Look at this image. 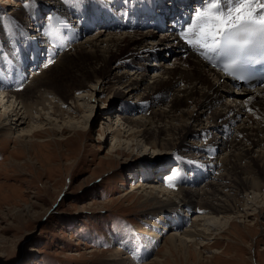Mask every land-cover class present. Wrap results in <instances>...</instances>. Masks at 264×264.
<instances>
[{
	"label": "rangeland",
	"instance_id": "rangeland-1",
	"mask_svg": "<svg viewBox=\"0 0 264 264\" xmlns=\"http://www.w3.org/2000/svg\"><path fill=\"white\" fill-rule=\"evenodd\" d=\"M82 1L0 0V77L7 73L8 59L15 60L16 66L20 60L26 65L30 62L27 59L45 52L43 56L46 58H42L43 62L38 66L23 65L27 76L14 80L16 90L23 88L24 93L29 92V84L41 80L47 82L48 78H52L51 85L61 90L65 82L76 80L72 73L77 76L80 73L75 68L59 69L58 62L64 52L73 53L78 41L67 46L62 55L60 52L57 55L55 50L62 45L50 42L52 35L47 32L53 23L75 19L73 4ZM85 7L80 6V9ZM73 26L72 30L77 32L83 28L75 22ZM97 30L100 28L88 35ZM86 36L79 41H84ZM71 38L65 40H73ZM53 44L57 46L55 49ZM36 45L42 47L37 49ZM161 53L165 58H150L146 62L151 67L146 73V82L152 81V69L158 67L161 58L167 60L169 66L173 65L172 54L167 56L163 50ZM37 56L33 59L38 61ZM14 70L16 72L17 68ZM103 81L96 77L87 79L84 86L75 90L67 92L63 89V95L45 89L43 104H34L29 115L23 114L25 123L20 125V121L10 116V108L5 109L10 102L5 106L4 101L0 103L3 123L12 132L7 136L0 131V264H131L136 257L137 264H264V157L262 167L247 158L239 161L245 170H238L240 177H254L256 189H237L234 170L228 173L229 167L218 165L212 159V150L203 149L209 142L211 145L215 143L213 151L217 149L213 153L220 162L231 150V147L226 149L228 151L221 150V132L209 128L220 125V121L211 120L213 124L209 125V119L205 118L210 115L202 114L205 118L200 117L201 124L198 122V128H195L197 131L190 136L186 146L177 150L163 142L152 144V140H145L137 134L129 135L128 127L120 124L124 116L137 117L142 111L139 107V110L131 108L129 111L128 107L122 114V107L128 102L120 103L114 99V92H101ZM2 88L6 95V90L12 87ZM228 89L235 91L232 87ZM120 90L123 92L124 89L121 87ZM13 94L7 93L9 101L14 100ZM129 99L132 103L137 101L131 96ZM51 104L64 114L54 113ZM75 104L81 106L80 112L72 109ZM4 113L6 115H2ZM30 117L37 121L34 123ZM241 118L238 126L239 122L245 121L244 117ZM39 122L41 124L36 126ZM199 126L206 127V136L202 135ZM43 127L46 132L35 136H30V131H22ZM110 130H119V136ZM237 131L234 133L239 134ZM177 162L183 164L185 174L196 162L207 171V178L189 184L185 174L180 176L177 173L182 180L175 181V188H169L165 179L173 173ZM161 180L170 192V201L178 206L173 207L181 216L178 220L172 218L165 225L164 234L154 239L157 242L146 245V236H139L135 229H149L148 222L154 220L153 207L164 198L158 187ZM212 182L221 191L219 197L228 195L230 198L234 194L239 210L235 208L216 214L199 208L187 211L182 207L177 194L180 185L200 191L207 189ZM149 185L155 187L152 193L155 198L142 201L140 191ZM194 219H200L196 220L199 223L196 227L207 234V239L199 237L193 240L195 244L187 242L190 257L185 259L178 250L166 247L164 243L170 233L191 230L193 227H189L188 220L192 222ZM178 222L183 224L178 227ZM138 246H144L142 256L137 254ZM194 249L201 254L200 259ZM113 252L119 255L108 256Z\"/></svg>",
	"mask_w": 264,
	"mask_h": 264
},
{
	"label": "bare ground",
	"instance_id": "bare-ground-1",
	"mask_svg": "<svg viewBox=\"0 0 264 264\" xmlns=\"http://www.w3.org/2000/svg\"><path fill=\"white\" fill-rule=\"evenodd\" d=\"M88 1H92V13L86 11ZM175 1L177 5L173 7V10H176L173 20L177 17L176 19L178 22L172 24V27L171 25L166 26L163 24L165 12L169 8L168 5L171 4L170 0H84L82 3L77 2L73 4L75 9V24L82 25L83 28L78 29L77 32L74 31L75 29H71V27L75 28L71 22H59L56 28L53 23L52 29H49L47 34L52 35V38H49L50 42H59L58 44L62 45L61 47L58 46L59 48L55 50L57 55L59 52L61 53L60 55H62L63 50L66 49L67 46H70L71 43L75 44V42L78 41V47L73 53L64 52L58 64L59 69L67 68L71 70L75 68V71L79 72L80 75L77 76L74 75L76 73H72V75L76 77V80L65 82V86H63L61 90L51 85L52 78H48L47 82L41 80L40 82L34 81L32 84H29L31 90L24 93L25 91L23 88L20 90L14 88L16 84L14 80L24 75V77L27 76L24 67L29 63L25 65L23 60H20L21 62L16 66L17 63H15V60L8 59L5 65L7 73L4 74V77H0V103L4 101L3 105L5 106L10 102L6 105L5 109L10 108V116H14L16 121H20L18 124L20 125L25 123L23 114L29 115L28 112H31L34 104H43L45 100L43 95L47 92L45 89L62 94L61 92L63 89L69 92L84 86L87 79L89 80L96 77L100 80V78H102L104 81L103 84L100 85V88H102L101 92H114V99L117 98V101L120 103L125 101L128 102V105L122 107V114L125 113V109L128 107L129 111L131 108L138 110L140 108L142 111L137 117L124 116V120L122 119L123 122L120 124H125V126L128 127L126 131L129 132V135L137 134V136H142L145 140H152V144L156 141L159 143L163 142L165 146L177 150L178 148L186 146L190 136L197 131V129H195L197 127L196 124L199 122L200 117H203L202 114L210 115L207 118L203 117L206 120L209 119V125L212 123L211 120L214 122L216 120L220 121V125L216 126L214 123L215 125L209 128H213V131H218L217 133L221 132V150L225 151L231 147L229 153L222 157L223 160L220 162L219 158L215 156L216 154L213 153L217 149L213 151L216 145L215 143L211 145L209 142L205 147H201L206 151L212 150V159L217 161L218 165L223 164V166L229 167L228 173L231 174L234 170L237 189L249 187L256 189L254 187L256 183L254 177L251 179L241 178L240 176L242 175L238 170L244 168V166L239 164L241 163L239 161L245 160V158L251 160L256 166L258 165V167H262L263 165L264 87L255 85L254 87L245 89L235 88V91L231 92L230 89H228L230 87V81L217 70L213 69L209 63H207V60H200L196 52L192 51L195 49L193 45L190 44L185 46L181 40H177V33L174 30L176 24L182 22L183 26L184 23H188L194 11L193 9L197 8L198 3L203 2V0L193 1L191 5L189 3L192 0ZM80 6L81 8L86 7L80 9ZM77 7L79 10H77ZM146 8H149L150 13L148 10H145ZM60 9L61 8H59L58 11H60ZM146 13L148 14L147 17ZM139 14L142 16L141 19L138 18ZM154 16L156 20L152 21L151 19ZM183 16L184 18L180 21ZM109 19L112 20V23H109ZM188 25L190 27L191 23H188ZM178 26H181V24ZM157 27H164L165 29L162 30L163 33H158L157 31L156 33L153 28ZM98 28H100V30H97L96 33L88 35V33ZM68 34L73 40H65ZM84 35H87L85 40L80 42L79 40L82 39ZM53 45L52 47L55 49L57 46H55V44ZM35 47L38 49L42 46L39 47L36 45ZM161 50H163L164 53L167 52V56L172 54L173 65L169 66L167 60H162V58L165 57L163 53H161ZM3 52L7 54L5 49ZM44 53L45 52H43L42 57L37 56V54L36 56L38 59H45L43 56ZM36 56L33 55V58H36ZM159 57L162 58L158 61V67L152 69L153 73L152 76H150L152 81L146 82V73L151 70V67H148L149 65L146 62L150 58L158 60ZM32 59H27L30 61V64L37 63L36 59ZM23 65L25 66L23 67ZM15 68H17L16 72L14 70ZM1 79H3V81ZM2 82L6 84H2ZM48 82H50V85ZM2 86L12 87L6 91L7 93H14L11 95V97H15L13 101L7 99V93L4 95V91L1 90L3 89L1 88ZM121 87L124 89L123 92L120 90ZM127 95L137 99L136 103H132L129 97H125ZM16 101L18 102L16 103ZM27 102H29V105L26 104ZM43 109H45V107ZM52 109L54 113H58L59 111V114H64L56 105H53ZM72 109L74 112H80L82 110L81 106L78 104H75ZM2 115L6 114L4 113ZM241 117H244L245 121H242V123L239 122L238 126V121L242 120ZM26 118L28 119L29 117L26 116ZM32 118L33 117H30L31 121L35 123L37 120H33ZM164 122L165 124H163ZM40 124L41 122L37 123L36 126ZM8 128L9 127H6V124L3 123V117L0 115V131H4V133L9 136L11 131ZM64 128L65 127H63V129ZM205 128L202 126L200 131H203L202 135L206 136L205 131L207 130H205ZM22 131H30V136H35L38 133L46 132V127L32 130L23 129ZM236 131L239 132V134L234 133ZM112 132L117 133L116 135L119 136V130H117V132L110 130V133ZM241 134L244 137H239ZM219 150L220 149H218V151ZM214 168H216V164ZM231 177L233 176L231 175ZM177 179L176 182L182 180L179 175ZM166 180L167 179H165V182ZM184 181L187 180L184 178ZM188 183L194 184L195 182L192 181ZM163 184L161 180V184H159L158 187L164 198L156 202L157 206L153 207L155 209L152 210V212L154 216H156L153 221L148 222L149 229H135L139 236H146V245L157 242L154 239L164 234L163 229H165V225L169 224L172 218L178 220L181 216L180 212L175 208L177 205H175V203L173 204L168 197L170 192H168L167 186L165 184V186H163ZM154 190L155 187L153 185H149L147 188L143 187L140 191L141 195H139V198H141L142 201L154 199L155 197L152 194ZM220 192L218 185L212 182L207 186V189H200V191L199 189L197 190L192 187H183L180 185L177 194L180 204H182V207L186 208L187 211L193 208H199L201 211L219 214L234 210L235 208L239 210L238 201L233 197L234 194L232 197L230 196V198L228 195H225V197L223 196V198L219 197ZM196 220L199 221L200 219H194L192 222L188 220V222L191 223L189 227H193L191 230L184 229L180 233L173 232L168 234L164 245L178 250L185 259H189L190 250L187 246V242H193V240H197L199 237L207 239V234L202 232L201 229H197L196 226L199 225V223H197ZM181 224L183 223L178 222L177 226L180 227ZM201 242L203 241L201 240ZM193 244L195 243L193 242ZM137 248H139L137 254L142 256L145 253L144 246H138ZM194 254L200 259L201 254L195 249ZM118 255V252H113L108 256L117 257ZM136 258L134 261L129 262H131V264H137Z\"/></svg>",
	"mask_w": 264,
	"mask_h": 264
},
{
	"label": "snow or ice",
	"instance_id": "snow-or-ice-1",
	"mask_svg": "<svg viewBox=\"0 0 264 264\" xmlns=\"http://www.w3.org/2000/svg\"><path fill=\"white\" fill-rule=\"evenodd\" d=\"M184 35L190 37L189 44L203 50L206 59L230 58L237 65L253 51L264 49V0H217L195 11ZM177 176L170 175L169 188L176 187Z\"/></svg>",
	"mask_w": 264,
	"mask_h": 264
}]
</instances>
